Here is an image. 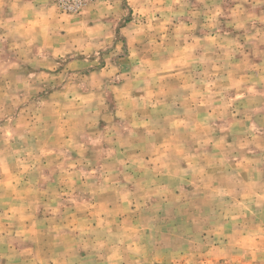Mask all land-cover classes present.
<instances>
[{"label":"clouds","instance_id":"obj_1","mask_svg":"<svg viewBox=\"0 0 264 264\" xmlns=\"http://www.w3.org/2000/svg\"><path fill=\"white\" fill-rule=\"evenodd\" d=\"M0 264H264V0H0Z\"/></svg>","mask_w":264,"mask_h":264}]
</instances>
